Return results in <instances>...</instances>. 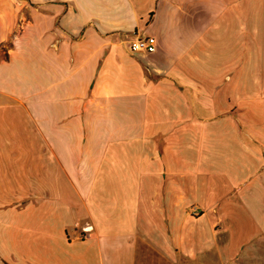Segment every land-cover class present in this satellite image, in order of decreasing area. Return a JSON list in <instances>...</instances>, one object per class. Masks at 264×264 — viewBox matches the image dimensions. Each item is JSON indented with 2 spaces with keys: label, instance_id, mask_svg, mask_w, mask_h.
<instances>
[{
  "label": "crops",
  "instance_id": "crops-1",
  "mask_svg": "<svg viewBox=\"0 0 264 264\" xmlns=\"http://www.w3.org/2000/svg\"><path fill=\"white\" fill-rule=\"evenodd\" d=\"M24 15L0 264H264V0H0V51Z\"/></svg>",
  "mask_w": 264,
  "mask_h": 264
},
{
  "label": "rangeland",
  "instance_id": "rangeland-1",
  "mask_svg": "<svg viewBox=\"0 0 264 264\" xmlns=\"http://www.w3.org/2000/svg\"><path fill=\"white\" fill-rule=\"evenodd\" d=\"M28 16L24 15V18H22L20 25L16 28L14 35L12 36V39L10 42L6 44V51H0V58H7L8 52L7 51L11 46L14 45V42L17 40V37L20 34V31L23 30L22 25L24 22H28ZM214 259H206L204 263H196V262H191L187 259H181L180 262L176 264H218ZM138 264H171L169 263L165 258L154 252L152 249L148 248L146 245H141L139 249V254H138Z\"/></svg>",
  "mask_w": 264,
  "mask_h": 264
},
{
  "label": "built area",
  "instance_id": "built-area-1",
  "mask_svg": "<svg viewBox=\"0 0 264 264\" xmlns=\"http://www.w3.org/2000/svg\"><path fill=\"white\" fill-rule=\"evenodd\" d=\"M131 50L135 53L153 54L156 52V39L154 37H141L135 35L131 41ZM192 213L194 216H200L199 209L194 208ZM92 231V227H86L83 229V234L86 236Z\"/></svg>",
  "mask_w": 264,
  "mask_h": 264
}]
</instances>
